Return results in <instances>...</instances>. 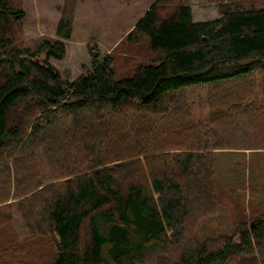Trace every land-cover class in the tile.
<instances>
[{
    "label": "trees",
    "instance_id": "16d2710c",
    "mask_svg": "<svg viewBox=\"0 0 264 264\" xmlns=\"http://www.w3.org/2000/svg\"><path fill=\"white\" fill-rule=\"evenodd\" d=\"M74 3L28 47L0 0V264H264V214L192 233L220 204L215 152L264 138V0L205 21L156 0L125 36L153 56L121 76L97 44L75 57Z\"/></svg>",
    "mask_w": 264,
    "mask_h": 264
},
{
    "label": "rangeland",
    "instance_id": "374dc122",
    "mask_svg": "<svg viewBox=\"0 0 264 264\" xmlns=\"http://www.w3.org/2000/svg\"><path fill=\"white\" fill-rule=\"evenodd\" d=\"M155 1L75 0L71 39L73 44L69 45L77 60L85 61L88 45L93 48L94 44L98 45L100 56L107 53L111 55L117 76L131 73L137 64L150 60L153 53L145 40L128 42L125 36ZM185 1L191 8L192 19L205 21L220 17L219 3L227 0ZM7 3L12 9L23 12L20 31L25 46L35 47L44 38L56 37L55 29L62 14L64 0H7ZM169 4L171 3L163 4V12L170 7ZM80 41H83L82 44H77ZM191 98L189 94V99ZM244 145H254L255 148H228L215 152L214 179L220 204L196 219L192 233L198 241L229 235L238 222L245 221L253 227L255 219L264 214V138L252 137ZM15 226L19 235L24 236L23 226L18 220ZM42 260L44 262L46 258L40 257L39 261ZM215 264L239 262L237 257H233Z\"/></svg>",
    "mask_w": 264,
    "mask_h": 264
},
{
    "label": "crops",
    "instance_id": "0c3cea01",
    "mask_svg": "<svg viewBox=\"0 0 264 264\" xmlns=\"http://www.w3.org/2000/svg\"><path fill=\"white\" fill-rule=\"evenodd\" d=\"M141 16H142V15H141ZM141 16H140V17H141ZM140 17H139V18H140ZM139 18H138V19H139ZM138 19H137V20H138ZM194 21H195V20H194ZM72 33H73V32H72ZM71 39H72V34H71L70 39H69L67 42H68V43H72ZM81 42H83V41H80V42H78L77 44H82ZM72 44H73V43H72Z\"/></svg>",
    "mask_w": 264,
    "mask_h": 264
}]
</instances>
